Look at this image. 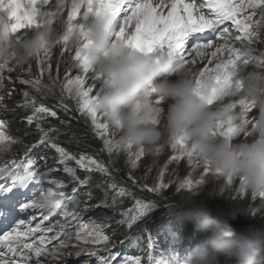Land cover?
Listing matches in <instances>:
<instances>
[{"label":"clouds","instance_id":"1","mask_svg":"<svg viewBox=\"0 0 264 264\" xmlns=\"http://www.w3.org/2000/svg\"><path fill=\"white\" fill-rule=\"evenodd\" d=\"M71 3L72 0H54L51 8L41 7L38 17L42 27L22 39L12 32L7 15L0 17V65L23 66L44 49L61 46L65 38L70 49L90 41L89 67L101 77L96 105L118 130L120 146L132 145L154 154L169 144L172 147V142L183 135L187 150L194 151L215 178L211 188L205 184L199 192L183 198L196 224L206 233L205 242L183 251L171 249L163 264H264V227L251 225L243 239L236 240L231 224L239 215L264 220V52L252 55L250 68L234 69L235 83L217 89L219 99L209 104L215 85L211 81L198 85L199 69L175 58L156 60L124 41H116L117 25L111 16L85 17L81 20L83 28L66 31L65 10ZM157 95L163 98V105L154 102ZM241 101L254 107L255 127L251 122L243 123L245 113L234 107ZM228 119L240 123L249 139L237 136L228 141L213 134L216 122ZM4 151L7 149L0 150ZM229 177L231 183L227 182ZM237 181L248 204L235 203L223 219L211 216L206 200L198 197H222L231 202L226 193L237 190ZM36 199L49 209L61 203L50 190H44ZM169 238L174 242L182 237L179 232H170Z\"/></svg>","mask_w":264,"mask_h":264},{"label":"snow or ice","instance_id":"2","mask_svg":"<svg viewBox=\"0 0 264 264\" xmlns=\"http://www.w3.org/2000/svg\"><path fill=\"white\" fill-rule=\"evenodd\" d=\"M51 0H26L25 6H21V0H0V17L5 14L11 21V30L16 34L18 39L30 34L35 30H39L42 25L38 17L41 7L50 5ZM167 8V14H164V9ZM206 9V11H205ZM108 15L112 17L113 22L117 25L114 31L116 41H124L133 49L141 53L151 56L156 60L162 58H175L183 63L193 66L199 60H206L205 65L199 69V76L196 83L202 85L204 81H211L215 87L212 89L213 97L207 102L214 104L219 96L215 93L217 89L231 87L234 83V69L240 66L248 67L252 64L253 52L256 49L249 47L255 43H264L260 40L259 31H264V0H72L71 6L67 9V29L71 32L76 27L83 28L81 20L85 17H99ZM259 16V19L256 17ZM238 33V34H237ZM200 41H204L201 43ZM233 41H239L242 47H235ZM90 41H85L84 44L77 49H70L67 46V41L61 44V55L72 53V60L75 66L81 69L80 74L71 72L72 65L65 68L64 80L60 81L62 93H67L69 97L77 100L80 111L91 119V122L97 134L100 137L115 136L117 129L111 128L108 122H100V115L96 101L100 94V87L97 89V83L100 80V75L95 73L94 69L89 67L88 48ZM52 50L44 49L37 54L40 62V75L47 71L49 80L52 86H55L58 80L57 77L51 75V63L48 62L45 67V62L49 59ZM154 54V55H153ZM6 68L0 65V79L3 78L2 73ZM9 71L13 69L9 68ZM59 72V65H57ZM91 73L93 83L86 86L88 74ZM22 83L30 84L33 88H49V85L41 83L39 77L35 79H26ZM50 90V89H49ZM156 93V89H152ZM26 98L29 97L27 91L24 92ZM158 105H163V98L156 96L155 101ZM26 107L33 108V116L28 117L29 122L36 118L37 114H47L52 117L57 115L56 111L46 107L44 104L36 106L35 99L29 100ZM67 110V105L61 104ZM234 107L238 111L245 113L243 123H252L255 127L256 117H251L250 114L255 110L254 107L245 101H241L239 106ZM42 118V117H41ZM155 123V122H154ZM4 126V121H0V129ZM42 131L39 144H50L52 149H55L59 156V161L64 164V171L71 172L73 169L67 167L68 161H75L76 164L88 171H99L108 174V169L102 162L91 158L87 154H81L79 158L76 155L68 152L64 147L58 146L52 142L55 138L49 135V132ZM243 133L245 137L247 132H242L240 123L234 122L231 119L218 120L213 129V134L222 137L225 140L231 141L234 137L240 136ZM4 131L0 130V150L8 149L11 143H14ZM104 144L109 153L114 149L120 148V144L114 139H104ZM32 147H35L33 145ZM132 145L123 147L129 152V158L132 159V164L144 155V150L141 148L138 152L132 153ZM172 149L178 154L172 155L170 161L182 160L187 157V163L193 167L202 166L194 151H188V142L182 135L177 137L172 142ZM27 155V153H25ZM35 160H28L23 165V174H17L12 177L9 187L0 184V191L11 193L10 197L5 198V211L2 215L7 218L8 210L19 205L20 211L13 216L8 227L11 231L0 228V264H45L41 257H52L59 259L64 255L60 250L67 248L73 239V233L70 230L72 221H77L75 227V240L77 243H85L92 245L104 244L103 251H110L108 247L109 237L104 235V226L96 224L94 221L84 222L82 218H78L74 212H68L66 206L58 203L54 208L49 209L50 213L60 212L65 217H71L66 224L60 225L56 236L51 239H58L59 243L51 251L46 247L49 238L46 233L53 230L52 227L42 228V224H38L35 228L26 227L25 230H20L22 225L26 224L24 219L17 217L27 214L28 210H41L45 207L37 202L36 194L44 190H50L58 197L62 198L67 195L64 191L66 185L58 179H48L46 181L49 187L45 188V177L51 169L42 172L39 169L34 170ZM17 167L16 161L10 164L5 163L0 167V178L9 175L12 168ZM205 175L212 173V170L206 164L202 166ZM205 176H201L199 180L193 181L187 179L183 181L179 188L193 189L196 185L204 182ZM163 174H161V183L153 186L149 191L155 192L160 188L167 187L163 183ZM227 182L231 183L232 178H227ZM88 179L79 180L80 185L88 184ZM147 187V185H145ZM28 189L26 193L14 191V189ZM116 189L117 184L111 183L106 186L107 189ZM77 189H72V194L75 195ZM243 193V192H241ZM125 189L120 188L118 195H125ZM130 195V193H128ZM264 195V194H262ZM23 196V199L20 197ZM115 203V197H113ZM139 207V215L144 216L150 210V205L142 204L137 201ZM34 218V217H33ZM137 217H132L135 220ZM47 220L48 217L44 216ZM0 220V224H3ZM30 223V221H29ZM15 224L13 228L12 225ZM131 227V224H129ZM69 229V230H66ZM43 231L45 235H40L32 241L25 242L26 238L34 236L36 233ZM63 237V239H60ZM89 255H97L96 251H91ZM114 258V257H113ZM151 264H163V260H154L149 257ZM100 264H110L107 258H100ZM126 264H140L139 259L126 258Z\"/></svg>","mask_w":264,"mask_h":264},{"label":"rangeland","instance_id":"3","mask_svg":"<svg viewBox=\"0 0 264 264\" xmlns=\"http://www.w3.org/2000/svg\"><path fill=\"white\" fill-rule=\"evenodd\" d=\"M54 0H51L50 5L45 6V8H50ZM21 6L24 7L23 0H21ZM67 11V9L65 10ZM259 19V16L256 17ZM260 40L264 41V32L260 34ZM201 42V41H200ZM203 43V42H201ZM235 47H242L240 43H234ZM252 48L257 51L253 52V55H258L264 52V43H255ZM61 46H57L52 49L49 59L45 63V67L48 62L51 63V75L57 77L58 80L55 86H52L51 81L48 77V72L46 71L43 76L40 75V62L38 58H35L30 63L24 64L23 66H16L10 63L2 73L3 78L0 79V119L4 121V126L2 131L9 136L14 143H11L7 151L0 152V164L4 161L9 160L12 157H19L25 154L33 145H38V141L41 138L42 131L49 132L51 137L55 139V142L60 147H64L68 152L76 155L77 158L81 154H87L91 158L102 162L103 165L108 169V174L99 171H88L86 169L85 173L81 174V167H79L76 162L68 161L67 167L73 169L71 172L64 171V164L59 161L58 153L55 149L50 147V144H41L39 148L42 149L44 155V169H51L50 179L61 180L66 188L64 191L67 193L66 196L72 195V189H77L76 200L73 203V209L81 212L83 216V221H94L96 224L104 226V235L106 227H110L114 222V216L112 209H121L124 207L123 201L130 199L132 205L128 206L126 211L130 213V209L137 205V201L142 204L150 205L151 209L158 208L157 204H169L174 203L179 209H186L188 216L193 214L189 211V206L184 204L183 198L185 195L190 194L193 191L199 192L207 184L208 188L213 186L215 183V178L212 173L205 175L202 170V166L193 167L187 163V157L182 160L170 161L172 155L178 154L172 149L171 145L163 147L162 151L154 154H148L144 152V155L138 160V162L133 166L132 159L129 158V152L123 147L114 149L112 153H109L105 147L104 139H119V132L116 131L115 136L100 137L97 134V130L93 126L91 119L84 115L77 104V100L73 97H69L67 93H62L60 81L64 80L65 68L68 65H72L71 72L73 74H80L81 69L75 66L72 53H65L61 55ZM200 62V68H202L206 60L202 61L197 58ZM57 65H59V72H57ZM249 68L251 65L248 66ZM13 69L9 71L8 69ZM39 77L41 83L44 85H49V88H33L30 84L22 83L26 79H35ZM93 83L91 79V73L88 74L86 80V86ZM99 88V83H97V89ZM50 89V90H49ZM29 93V97L24 96V92ZM35 99L36 106L39 107L40 104H44L46 107L51 108L53 111L57 112L55 117L47 114H37L36 118L32 120V124L28 126V117L33 116V108L26 107V103L29 100ZM61 104L67 105V110L60 107ZM256 111L254 110L250 114L251 117H256ZM42 117V118H41ZM100 122H107L105 118L100 115ZM110 125V124H109ZM114 128L110 125V129ZM243 134V133H241ZM239 136L241 140L249 139V135L245 137L244 135ZM36 147V146H35ZM157 147H160L159 145ZM132 153L139 151V148L133 146L131 149ZM55 173L57 174H54ZM72 174V176H70ZM161 174H163V183L167 184V187L160 188L155 192L149 191L155 185L161 183ZM201 176H205L204 182L196 185L193 189L180 188V184L187 180L192 179L193 181L199 180ZM88 179L89 183L85 185H80L79 180ZM72 181V183L70 182ZM226 182V181H224ZM111 183H116L117 188H108L106 192V186ZM147 185V187H145ZM49 187V185H48ZM234 190L230 193H226L227 196L232 200L231 202L222 198H208L206 196L198 197V199L203 198L206 200L209 211L215 212L220 215L223 219L227 213H229L234 204L245 205L248 201L245 199L244 193H241L239 188V181L236 182ZM125 189V195H118L119 189ZM206 190V189H205ZM130 193V195L128 194ZM113 197H115V203L113 202ZM109 198V199H108ZM108 199V202L106 200ZM150 199H156L158 202H151ZM138 206V205H137ZM169 208L172 205L168 206ZM49 214V213H48ZM46 214V215H48ZM152 216V214H150ZM160 214H158L159 216ZM156 216V215H155ZM248 219L251 222H255L257 227H264V220H261L255 216L239 215L234 221L240 219ZM126 220H129L127 217ZM41 220L37 221L35 226L40 224ZM73 223V222H72ZM232 223V221H231ZM66 224V223H63ZM57 224L55 228H60ZM128 221L124 223L121 228L127 227ZM119 226V224H118ZM76 227L73 226L71 231L73 233V239L67 248H63L60 251L64 254L59 259H54L52 257H41L40 259L45 262V264H60L62 262L75 261L79 264L85 262H80L84 257H88L91 251H101L102 246L85 244L83 242L77 243L75 240ZM56 236L51 234L47 236L49 242L46 247L51 251L59 243L58 239H51ZM118 237V235H115ZM63 239V237H60ZM116 240L117 238H110ZM32 243V241L28 242ZM87 259V258H85ZM147 259V258H146Z\"/></svg>","mask_w":264,"mask_h":264},{"label":"trees","instance_id":"4","mask_svg":"<svg viewBox=\"0 0 264 264\" xmlns=\"http://www.w3.org/2000/svg\"><path fill=\"white\" fill-rule=\"evenodd\" d=\"M32 123L33 122H31V124ZM108 199L106 200L105 203L108 202ZM123 205H124V207L119 209V210L124 211L127 209L128 206H131L132 205L131 200L130 199L124 200ZM157 205H158V208L151 209V211L147 212L148 215L152 214V213H157L156 218L153 221L151 220V225L153 227L152 231H153L155 237H159V235H160L159 233L162 231V229L164 227V223H166V217L162 218L161 216H158V214L161 212H165L167 210V208L165 207L166 204H157ZM184 210H185V212L183 213V215L179 214V215H175L174 217H168L167 222L171 223V226H173V229L175 232H179L181 234V237L183 238V240L188 241L190 236L187 234V231L192 229L191 222H194L193 224L197 228H199V226L196 224L194 216L193 215L188 216L187 210L186 209H184ZM110 215L114 216L112 213ZM210 215L213 217H216V218H221L220 215H218L217 213H215L213 211L210 212ZM118 224H119L118 221H116V219L114 217V222L112 223V225L110 227H106V229H105V233L107 234L108 237L117 238V237H115V235H117V233H119V228H120L118 226ZM231 224L235 230V237L234 238L236 240H242L243 239V236H244V234H245V232L249 226H251V225L256 226L255 222H251L250 220L244 219V218L240 219L238 221L232 220ZM145 230H146V227L138 230V232H142V233H139V234L134 233L138 237V239L140 241L139 243H143L141 238H144V236H146ZM197 234L200 237L201 242L204 243L206 240V233L199 228V231Z\"/></svg>","mask_w":264,"mask_h":264},{"label":"bare ground","instance_id":"5","mask_svg":"<svg viewBox=\"0 0 264 264\" xmlns=\"http://www.w3.org/2000/svg\"><path fill=\"white\" fill-rule=\"evenodd\" d=\"M188 2H190V0H188ZM23 3H24V6H25V3H26V0H23ZM53 3H54V1H53ZM51 8V7H50ZM164 14L166 15L167 14V11H168V9L167 8H165L164 10ZM66 15H67V11H65V18H66ZM202 61H204V60H202ZM46 63V62H45ZM200 62L198 61L195 65H193L192 67L193 68H196V69H198L200 66ZM199 66V67H198ZM198 67V68H197ZM241 135H244V134H241ZM170 145V144H169ZM160 216V215H159ZM21 230H25V229H23L22 227H21ZM123 247L125 248V245H123Z\"/></svg>","mask_w":264,"mask_h":264},{"label":"water","instance_id":"6","mask_svg":"<svg viewBox=\"0 0 264 264\" xmlns=\"http://www.w3.org/2000/svg\"><path fill=\"white\" fill-rule=\"evenodd\" d=\"M69 263H71V262H69Z\"/></svg>","mask_w":264,"mask_h":264}]
</instances>
